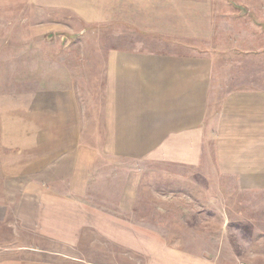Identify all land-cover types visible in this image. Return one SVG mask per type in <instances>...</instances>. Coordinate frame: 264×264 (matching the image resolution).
Returning <instances> with one entry per match:
<instances>
[{"label":"crops","instance_id":"0c3cea01","mask_svg":"<svg viewBox=\"0 0 264 264\" xmlns=\"http://www.w3.org/2000/svg\"><path fill=\"white\" fill-rule=\"evenodd\" d=\"M207 31L173 35L191 41ZM107 41L84 54L93 64L86 60L77 67L99 74L102 90L95 99L78 102L75 67L54 63L55 76L46 87L0 101V178L26 180L17 198H10L12 216L56 248L21 247L52 258L0 253V264H98L74 252L88 231L140 253L146 264H214L170 248L166 239L129 219L143 193L135 165L196 167L200 154L210 152L221 174L225 168L223 179L264 185L263 88L246 85L220 97L212 61L191 46L150 38L135 46L121 34ZM98 163L114 171L113 177H97ZM119 169L125 175L118 177ZM8 209L0 203V225Z\"/></svg>","mask_w":264,"mask_h":264},{"label":"rangeland","instance_id":"374dc122","mask_svg":"<svg viewBox=\"0 0 264 264\" xmlns=\"http://www.w3.org/2000/svg\"><path fill=\"white\" fill-rule=\"evenodd\" d=\"M162 29L164 36L158 35ZM207 29L206 37L197 40L173 35ZM111 34L135 46L150 38L195 48L212 61L220 97L246 85L264 89V0H0V101L46 87L54 79V63L75 67L78 102L95 99L102 90L99 74L77 67L86 60L93 64L94 58L84 54L103 48ZM200 157L196 167L136 164L143 193L129 219L166 239L170 248L214 264H264V185L237 184L228 175L223 179L225 168L221 174L216 155ZM101 165L96 164L97 177H113L114 171ZM124 173L119 169L117 176ZM25 182L0 178V195L8 198L0 203L9 208L0 225V253L47 260L52 256L37 249H20H56L53 241L25 231L12 216L10 198H17ZM74 252L98 264H146L140 253L91 231Z\"/></svg>","mask_w":264,"mask_h":264}]
</instances>
